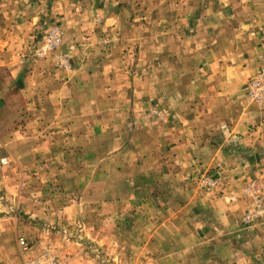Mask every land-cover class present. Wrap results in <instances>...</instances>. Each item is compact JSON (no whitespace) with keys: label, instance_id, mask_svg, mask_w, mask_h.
Instances as JSON below:
<instances>
[{"label":"crops","instance_id":"crops-1","mask_svg":"<svg viewBox=\"0 0 264 264\" xmlns=\"http://www.w3.org/2000/svg\"><path fill=\"white\" fill-rule=\"evenodd\" d=\"M40 1L0 0V142L12 185L21 177L24 193L51 180L54 222L128 226L132 264L222 252L215 230L237 226L252 201L204 194L196 178L220 169L228 194L264 181V154L252 161L249 151L264 138V107L247 93L263 66L264 0H153L147 25L122 29L104 14L122 34L118 49L138 51L131 70L123 54L93 61L96 70L81 58L66 70L34 57L42 20L67 27L73 17L70 0H52L48 12Z\"/></svg>","mask_w":264,"mask_h":264},{"label":"rangeland","instance_id":"rangeland-1","mask_svg":"<svg viewBox=\"0 0 264 264\" xmlns=\"http://www.w3.org/2000/svg\"><path fill=\"white\" fill-rule=\"evenodd\" d=\"M152 1L70 0L68 6L73 17L67 20L68 26L63 27L61 22H55V18L53 21L44 18L39 32L32 34L35 43L30 49L32 48L34 57L38 58L37 47L47 44L49 33L56 27L62 32V42L46 57L38 59L54 57L61 69L72 70V63L81 58L85 63L89 62L90 69L96 70L101 67H95L97 64H92L93 61L101 62L106 56L121 57L123 54L124 58L132 63L130 70L134 69L132 60L137 57L138 51L125 50L123 53L122 49H118L122 34L108 30L105 16L109 14L108 18L115 20L108 27L118 25L122 29L125 24L128 27L145 25L147 19L144 17V12L149 9L148 4ZM40 2V6L46 12L51 11L52 0H41ZM124 8L130 12L142 11L141 18H135L136 22L134 18L128 17L127 21L123 17L116 18V13ZM262 60L263 68L264 56ZM83 67L78 66L80 69L88 70ZM252 102L264 107V103ZM246 149L243 146L240 148L242 152ZM7 150L4 143L0 142V264H22L18 241L20 236L32 244V249L25 254L27 259L36 258L43 251L41 249L52 245L59 258L68 264H132L135 261L136 256L134 255L138 253V247L130 240L131 228L121 222L118 223L117 220L116 222L112 220L99 222L95 226L87 224L90 222L84 217L76 223L68 220L52 221L53 215L59 211L51 209L49 202L57 199V196L52 193L57 189H54V185L49 180L48 185L50 186L37 190L36 185L31 183L28 188L30 191L21 193V190H26L23 189L21 177H16L12 185L7 176L10 171H6V168L14 165ZM249 151L256 153L251 156L252 161L261 159V155L264 154V138L258 139L257 145L250 147ZM3 158H7L9 162L4 164ZM200 173L219 177L218 186L208 191L202 188L200 177L197 175L196 183L204 194L225 198L228 203L238 202L245 197L251 199L252 206L238 217L235 222L237 226L215 230L217 236L220 233L219 239L215 242L223 241L224 250L222 252H215L214 249L212 254L211 252L203 253L202 257L192 259L191 264H264V181L254 179L243 185L238 192L228 194L227 185H225L226 178L220 169H205ZM220 223L222 225L223 222ZM42 240H45V243H41ZM208 245L212 246L213 243ZM148 260L143 258L141 263H146Z\"/></svg>","mask_w":264,"mask_h":264},{"label":"built area","instance_id":"built-area-1","mask_svg":"<svg viewBox=\"0 0 264 264\" xmlns=\"http://www.w3.org/2000/svg\"><path fill=\"white\" fill-rule=\"evenodd\" d=\"M62 42V32L59 28H53L49 33V39L45 46L37 47L36 54L38 58H44L55 47ZM248 97L252 101L257 103H264V67L260 71L259 75L252 79L248 88ZM2 162L7 164L9 161L7 158H3ZM202 188L205 190H212L218 186V175H212L208 173L199 174ZM20 253L22 257V264H68L62 261L56 249L52 245H47L43 251L32 259L25 258V254L32 249V244L25 238L19 239Z\"/></svg>","mask_w":264,"mask_h":264}]
</instances>
